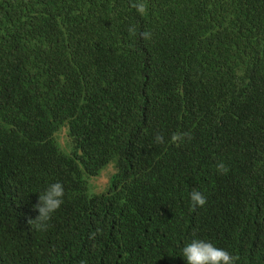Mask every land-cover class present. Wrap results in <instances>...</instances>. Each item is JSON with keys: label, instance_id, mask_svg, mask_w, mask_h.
I'll list each match as a JSON object with an SVG mask.
<instances>
[{"label": "trees", "instance_id": "trees-1", "mask_svg": "<svg viewBox=\"0 0 264 264\" xmlns=\"http://www.w3.org/2000/svg\"><path fill=\"white\" fill-rule=\"evenodd\" d=\"M134 2L0 0V264H187L193 239L264 264V0Z\"/></svg>", "mask_w": 264, "mask_h": 264}, {"label": "clouds", "instance_id": "clouds-1", "mask_svg": "<svg viewBox=\"0 0 264 264\" xmlns=\"http://www.w3.org/2000/svg\"><path fill=\"white\" fill-rule=\"evenodd\" d=\"M132 7L142 15L146 12V4L143 0H136ZM128 31L131 35H135L136 29L131 26ZM141 35L145 40L151 37V33L148 31L141 33ZM184 137L191 139L188 133H174L171 141L173 143L181 142ZM156 142L163 144L165 142L164 137L157 135ZM216 169L218 173L222 174H226L228 171L222 161L217 163ZM64 195L65 190L61 182L50 184L42 194H39L38 202L33 206V210L39 213L38 216L35 219L29 218L28 224L38 231H46L52 215L62 206ZM190 200L192 210L203 207L207 203L206 197L195 189L190 194ZM182 256L187 260V264H237L239 260L238 256H233L228 251L216 247L213 243L200 239H193L186 244L182 250Z\"/></svg>", "mask_w": 264, "mask_h": 264}, {"label": "rangeland", "instance_id": "rangeland-1", "mask_svg": "<svg viewBox=\"0 0 264 264\" xmlns=\"http://www.w3.org/2000/svg\"><path fill=\"white\" fill-rule=\"evenodd\" d=\"M62 130L55 134V138L64 151H69L70 140L66 133V127H62ZM115 172L113 162H109L107 166L100 172L99 176L90 178L87 181V188L90 193L104 192L108 186L109 178Z\"/></svg>", "mask_w": 264, "mask_h": 264}]
</instances>
